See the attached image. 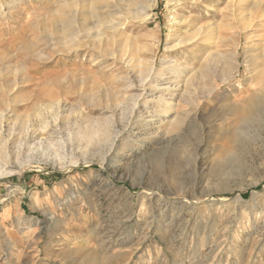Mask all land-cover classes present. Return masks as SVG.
<instances>
[{
  "label": "rangeland",
  "instance_id": "rangeland-1",
  "mask_svg": "<svg viewBox=\"0 0 264 264\" xmlns=\"http://www.w3.org/2000/svg\"><path fill=\"white\" fill-rule=\"evenodd\" d=\"M253 94L264 0H0V264H264Z\"/></svg>",
  "mask_w": 264,
  "mask_h": 264
},
{
  "label": "bare ground",
  "instance_id": "bare-ground-1",
  "mask_svg": "<svg viewBox=\"0 0 264 264\" xmlns=\"http://www.w3.org/2000/svg\"><path fill=\"white\" fill-rule=\"evenodd\" d=\"M99 17H100V15H99ZM104 21H108L107 20V18H99V21H98V23H103ZM110 22V21H109ZM106 24V23H105ZM72 28V27H71ZM108 29L109 30H113V31H116L117 30V28L115 27V26H110L109 25V27H108ZM111 32V31H110ZM116 33V32H115ZM71 36V35H70ZM109 42V41H108ZM184 42V41H183ZM188 42V41H187ZM182 43V42H181ZM183 44V43H182ZM143 72V71H142ZM148 72V71H147ZM143 75V74H142ZM186 82V81H185ZM189 84V83H188ZM146 86V85H145ZM261 92V91H260ZM184 96H186V95H184ZM183 97V96H182ZM186 97H188V96H186ZM185 97V98H186ZM264 98V96H262L261 97V95L259 96V94L258 95H254L253 94V96L252 97H250L247 101H246V105H245V107L243 108V110H245L246 109V107H247V109H246V111L244 112V115H243V117H245V118H249L250 117V115H251V112L258 106V102H259V100L260 99H263ZM190 100V99H189ZM185 101V100H184ZM191 103V102H190ZM182 104V103H181ZM185 105V104H184ZM241 109V108H240ZM0 110H2V109H0ZM242 110V109H241ZM233 112H235V113H237V110H232ZM183 113V112H182ZM181 114V113H180ZM159 113H157L156 115H153L152 117H150V120L148 121L149 123H151V122H153V121H156V120H158L159 119ZM182 115V114H181ZM184 115H187V112H186V114H185V112L183 113V116ZM177 119H178V116L176 117ZM176 118H175V120H176ZM5 120H6V116H5V114L4 113H1L0 114V134L2 135V133H3V124H4V122H5ZM171 123H173V122H171ZM11 134H13L12 132H11ZM10 134V135H11ZM30 135V134H29ZM29 136H26V139L28 138ZM30 137H32V136H30ZM28 140V139H27ZM26 145H29V143H28V141L26 142ZM3 171V169L1 170V172ZM5 171V170H4Z\"/></svg>",
  "mask_w": 264,
  "mask_h": 264
}]
</instances>
